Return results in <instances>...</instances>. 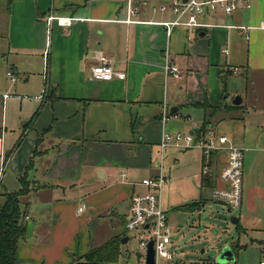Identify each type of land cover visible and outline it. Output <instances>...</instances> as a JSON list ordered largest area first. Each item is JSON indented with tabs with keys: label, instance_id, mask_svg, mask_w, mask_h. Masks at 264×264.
<instances>
[{
	"label": "crops",
	"instance_id": "0c3cea01",
	"mask_svg": "<svg viewBox=\"0 0 264 264\" xmlns=\"http://www.w3.org/2000/svg\"><path fill=\"white\" fill-rule=\"evenodd\" d=\"M141 1L129 16L128 0H0V83L5 75L10 80L11 72L23 80L16 91L29 94L21 98L0 93V167L9 158L7 166L20 183L38 151L27 174L31 191L21 198L26 221L35 227L32 239L20 242L16 264H75L91 249L115 237L124 238L133 198L145 193L141 181L149 176L162 173L169 178L160 196L167 216L173 208L171 199L180 200L173 203L174 209L187 214L198 210L177 208L199 203L201 212L207 206L203 192L199 196L194 184L198 175L188 170L191 161L186 157L192 149L170 147L165 151L179 162L174 166L175 176L171 168L165 169L167 155L157 153L169 122L168 114L163 120L166 92L176 83L184 90L190 65L196 63H205L207 70L225 77L237 68L229 62L230 56L248 75L259 73L264 78V0H253L252 9L245 12L249 16L245 25L216 24V20L238 22L241 14L210 15L200 21L216 27L193 31L181 27L170 36L161 24L175 19L172 0ZM154 3L166 5L167 10L152 7ZM51 14L77 21L69 28L48 25ZM230 26L250 27L249 38L243 35L246 42H239ZM231 40L233 46H229ZM226 49L227 55L223 53ZM98 52L112 61L116 71L124 72L126 79L94 80L90 68ZM166 52L186 72L183 82L167 80ZM237 69L238 73H232H245ZM34 74L43 79L34 84L35 89L27 90ZM15 83L11 81L12 86ZM38 109L42 113L34 123ZM209 128L218 131L215 122ZM31 131L37 137H30ZM221 135L245 150L240 228L244 233L264 234V144L259 137L236 139L233 129ZM228 158L222 151L210 159L211 174L200 173L201 191L212 193L224 186L219 175ZM3 186L2 193H14ZM83 204L86 209L78 213ZM121 223L125 233L119 231ZM168 226L172 241L169 216ZM260 247L263 256L264 243Z\"/></svg>",
	"mask_w": 264,
	"mask_h": 264
},
{
	"label": "rangeland",
	"instance_id": "374dc122",
	"mask_svg": "<svg viewBox=\"0 0 264 264\" xmlns=\"http://www.w3.org/2000/svg\"><path fill=\"white\" fill-rule=\"evenodd\" d=\"M140 2L142 1L140 0ZM154 6L158 7L160 3H154L152 7ZM248 18V13L244 12L241 14V20L238 22L232 19H228L225 22L216 20V22H218L216 24L220 26L224 24L235 25L236 23L245 25L244 23H249ZM230 33L235 34L239 42L245 40L241 30L231 29ZM191 34H193V32H191ZM189 40H192L191 35L189 36ZM230 44L229 46H233V40H231ZM222 60H224V58ZM230 61L233 63L232 67H237L245 71V73L234 74L232 73L233 71H229L225 77H222V74H214V71L207 70L206 64L200 62L193 66L190 65L192 72L189 73L190 75L187 81L183 84L184 90L180 89V85L177 83L168 88L165 100L169 117L168 126L165 130L167 133L189 135L191 131L195 132L196 129L201 127L204 120V109L201 105L203 103L211 105L210 103H212L213 106H211L218 110L212 118V122H215L218 126V131H216L217 128L214 130L216 133L219 135L228 134L229 131L233 129L236 139L245 137L246 141H249L259 137L260 142L264 144V78L259 76V73H255L253 76L248 75L247 69L245 70L243 65L235 62L232 56L229 57V62ZM222 65L224 66V64ZM35 69L37 68L35 67ZM38 76V74H34L32 83L26 85L27 90L35 89L34 84H40V80L42 81L43 77L41 76L42 79L39 80ZM15 77H17L16 80L18 82L17 84L15 83V86H12L11 80H9L6 75L5 78H2L0 83L1 95H3L4 92L13 94V97H16L15 95H20L21 98L25 97V95H29L16 91V86L21 84L23 80L17 75ZM5 84L6 87H3ZM236 97H240L244 101L243 104L235 106L233 103ZM28 98L29 96H27V99ZM193 101H195L194 104ZM198 101H200L201 104ZM228 107H232V109L227 111ZM174 108H180L177 116H171V111ZM36 113H38L37 117L32 120L34 123L39 119L42 109H38ZM158 122L160 123H158L157 126L159 129L161 127V122L160 120ZM26 123H28V121H26ZM23 126L24 124L20 127L21 132L23 131ZM31 132L32 134H30V137H37L33 131ZM43 133L46 134V131ZM38 137L41 138L42 136ZM63 145H67V143L64 142ZM63 145L60 148L61 150L63 149ZM199 149L200 148H193L188 151L186 159L191 161L189 164L190 167H188L190 175L192 173L198 175V181L195 179L194 184L198 187L199 196H201L203 192V198L206 199L207 206L205 209H201V212L198 210L192 214H187L178 212L174 209L173 205L175 204L173 203L180 200L176 198L174 200L171 199L173 208L168 210V216L172 229L171 236L174 247L171 248L170 251L173 253L175 261L181 262L182 264H224L219 261V254L225 247H231L235 252L236 261L234 264H259L262 256L260 246L264 243V234L244 233L241 228L238 229L237 226L232 224L231 217H238L239 210L228 213V207L225 204L219 203L211 198V190L204 189L201 191L199 180L203 166L200 160ZM158 151L159 150H157V153ZM167 152L171 153L172 149H169ZM166 155L167 153H165V157ZM249 156L250 155L247 154L246 161ZM154 157H156V154H154ZM159 158L160 155L158 154L156 159ZM178 163V161L167 155L165 169L171 168L175 176L174 166L178 165ZM247 163L249 166L251 161H247ZM182 171L183 170H181L180 173ZM3 184H6L8 190L11 192L19 191L21 188V184L13 177L8 166L3 176ZM96 185L97 184H95V186ZM2 191H5L4 186H2ZM1 195L2 192L0 193V202H3L4 199L1 198ZM35 217H37V215ZM124 226V223L119 224L120 232H124ZM126 236L129 237V240L126 244L121 245L119 264H145L141 259L145 252L140 247V241L143 239V235L139 233L129 234L126 232ZM202 250H204L203 255L201 254ZM157 264H168V261L159 258Z\"/></svg>",
	"mask_w": 264,
	"mask_h": 264
},
{
	"label": "built area",
	"instance_id": "2783aa9c",
	"mask_svg": "<svg viewBox=\"0 0 264 264\" xmlns=\"http://www.w3.org/2000/svg\"><path fill=\"white\" fill-rule=\"evenodd\" d=\"M140 0H128V13L132 16L136 12V5ZM253 7V0H172L170 9L175 15V19L170 22H163L161 25L166 29L170 36L176 29L185 27L189 31L202 30L216 27L217 25L204 24L200 21L203 17L210 15L234 16L248 12ZM160 11H166L167 6L161 5ZM77 18L58 17L53 14L47 18L48 25L56 23L59 27L69 28L73 26ZM242 31V34L249 38L251 28L245 26H230ZM263 27V25H262ZM228 54V50H223ZM95 64L90 68L91 77L97 81L125 80L124 72L116 71L112 66V61L103 53L98 52L94 57ZM233 71L238 73V69ZM164 73L169 81L181 83L186 78V72L177 65L170 57L169 52L165 53ZM8 77L12 82H16L13 73L9 72ZM7 98V96H5ZM163 120L167 119L166 105L163 107ZM159 153L162 155L170 147L179 148L180 150H190L200 148L203 152V170L202 175L211 174L210 159L216 154L226 151L228 153V164L220 172L219 179L224 185L212 190L211 197L213 200L224 203L230 213L240 210L243 204V178L245 168V150L232 141L227 136L219 135L212 128H209L202 134H181L165 132L159 143ZM9 158L0 168V193L2 192L3 176ZM169 183V178L165 174L149 176L141 181L145 187V193L136 195L133 198L130 215L126 224V231L129 234H141L143 239L140 241V247L144 250V263L148 245L152 241L156 264L159 258L168 261V264H182L175 261L168 226V216L160 203V196L163 187ZM86 209L83 204L78 213ZM148 226V227H147ZM200 264V263H195ZM211 264V263H202ZM259 264H264V255Z\"/></svg>",
	"mask_w": 264,
	"mask_h": 264
},
{
	"label": "trees",
	"instance_id": "16d2710c",
	"mask_svg": "<svg viewBox=\"0 0 264 264\" xmlns=\"http://www.w3.org/2000/svg\"><path fill=\"white\" fill-rule=\"evenodd\" d=\"M204 109V120L202 128L196 133H205L211 123L212 118L217 113V108L208 103L201 105ZM232 108V107H231ZM231 108H228L229 111ZM38 113L35 114L36 118ZM38 138L37 144L40 142ZM38 155L37 149L34 151L25 175L20 178L21 189L14 193H2L0 202V264H16L18 246L22 240L26 239L28 222L22 210L21 198L29 194L31 184L27 179L28 172L33 168L34 158ZM199 203H191L177 208L179 211L194 212L200 210ZM240 229V223L237 225ZM124 237H127L126 235ZM123 238L115 237L100 247L91 249L75 264H119L121 257V245ZM144 261V257H141Z\"/></svg>",
	"mask_w": 264,
	"mask_h": 264
},
{
	"label": "water",
	"instance_id": "95a60500",
	"mask_svg": "<svg viewBox=\"0 0 264 264\" xmlns=\"http://www.w3.org/2000/svg\"><path fill=\"white\" fill-rule=\"evenodd\" d=\"M186 1V0H185ZM201 36H204L205 33H201ZM243 100L240 97H236L234 100L235 106H240L242 104ZM177 112V108L172 109L171 115H174ZM231 210H228V213H230ZM231 222L233 225L237 226L240 223V220L238 217H231ZM34 223L29 222L27 227V234H26V240L30 241L33 237V231H34ZM148 227V226H147ZM129 240V237H124L122 240V244H126ZM202 255L204 254V250H202ZM219 261L224 264H231L235 263V252L231 247H225L219 254ZM145 264H156V255L155 250L153 246V242L151 241L148 245V250L146 252V258H145Z\"/></svg>",
	"mask_w": 264,
	"mask_h": 264
}]
</instances>
